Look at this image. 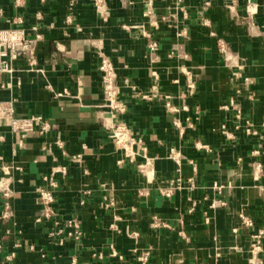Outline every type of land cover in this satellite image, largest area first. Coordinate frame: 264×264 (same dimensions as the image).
Listing matches in <instances>:
<instances>
[{
  "label": "crops",
  "instance_id": "1",
  "mask_svg": "<svg viewBox=\"0 0 264 264\" xmlns=\"http://www.w3.org/2000/svg\"><path fill=\"white\" fill-rule=\"evenodd\" d=\"M13 27L39 36L36 64L0 74V101L50 130L0 124L12 192L0 190V264H264V0H0V30ZM103 58L123 114L105 107ZM118 124L135 162L112 139ZM45 178L57 185L49 218Z\"/></svg>",
  "mask_w": 264,
  "mask_h": 264
},
{
  "label": "built area",
  "instance_id": "2",
  "mask_svg": "<svg viewBox=\"0 0 264 264\" xmlns=\"http://www.w3.org/2000/svg\"><path fill=\"white\" fill-rule=\"evenodd\" d=\"M16 5L22 3V0H13ZM16 24H21V20L17 19ZM213 36V34H211ZM147 38H150L149 35H145ZM39 40V36H29L26 29L22 27H13L5 30H0V74H11L13 72L12 64L16 60L23 59L29 66L36 64V46ZM157 48V42L153 39L150 40L149 49L154 51ZM99 70L102 73V84H103V94L105 99V107L112 113L123 114L125 107L122 103L119 102L118 88L115 84L116 73L112 64L105 58H103L99 65ZM188 94H192L194 89V84L191 81H188ZM152 95L151 98H158L163 102L164 110L168 113H176L178 109L173 106L168 96H161L157 92L155 85L152 86ZM144 98L147 95L143 96ZM225 108V107H224ZM0 124H6L10 131L18 135H27L33 132H36L40 136L46 135L50 130L49 123L42 118L41 116H31V117H16L14 101H0ZM238 128V127H237ZM112 132V139L119 150H121L129 162H135L136 158L139 157L132 150V138L129 134V130L124 124H118L114 126ZM247 135L256 136V132L250 127L247 126L245 129ZM21 144V143H20ZM59 147L62 146L60 142H57ZM142 154L140 157L143 159V162L137 165V168L141 173L147 174V170L150 167V159L147 157L146 148L142 149ZM172 160L179 164L180 155L174 150L170 151ZM53 172H58L61 174L65 173L64 168H56ZM47 182V189L39 188L36 191L37 199L44 208L45 217L49 218L52 213V204L54 203L53 190L56 189L57 185L54 180L51 178H45ZM9 180H0V190L4 199H9L11 197ZM172 188L164 190L163 194L166 197L171 195ZM8 208V203H6V209ZM248 225H251L248 223ZM263 233L254 236L256 243L253 246L254 250H258L260 245V239ZM136 233L133 234V236ZM149 254V250L143 252L140 257H138L139 262H145ZM112 257H117L119 260L122 259L115 251L112 250ZM2 264H17L13 261V254H9L4 258Z\"/></svg>",
  "mask_w": 264,
  "mask_h": 264
}]
</instances>
